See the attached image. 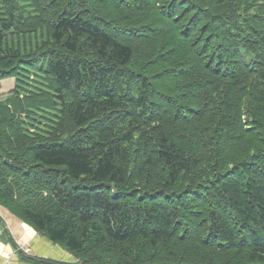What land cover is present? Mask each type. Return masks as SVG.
Here are the masks:
<instances>
[{
	"label": "trees",
	"instance_id": "trees-1",
	"mask_svg": "<svg viewBox=\"0 0 264 264\" xmlns=\"http://www.w3.org/2000/svg\"><path fill=\"white\" fill-rule=\"evenodd\" d=\"M176 1L0 0V80L45 78L3 109L0 204L82 264H264V0H179L202 66Z\"/></svg>",
	"mask_w": 264,
	"mask_h": 264
},
{
	"label": "rangeland",
	"instance_id": "rangeland-1",
	"mask_svg": "<svg viewBox=\"0 0 264 264\" xmlns=\"http://www.w3.org/2000/svg\"><path fill=\"white\" fill-rule=\"evenodd\" d=\"M173 1H175V0H172V2ZM172 2H168V4L164 8L162 5H158V4H157V7L160 9H165V10H173L171 7L169 9L167 8L170 5V3L172 4ZM178 2H179V0L176 1V3H178ZM178 6H179V3H178ZM181 9H183V8H180V6H179L178 13H177L176 17H177V20L183 21L184 24H182V22H181V25L179 24L180 22H178L177 24L169 23L172 21L171 17H169V18L167 17V19L162 20L161 24L164 26H168L166 29V35L163 39H165V40L168 39V41L171 40L170 42L173 41L175 43H181V41L178 40L177 35L178 34L179 35L184 34L185 36H187V38L190 42H188L186 44V47L189 48L191 54H197V56L196 55H192V56L194 57V59L197 60V63L200 64V61H198V60H200L199 57L201 55H199L197 53V49L201 48L202 45H205L204 44L205 42L210 43L211 39L210 38L207 39L206 38L207 36H205L204 33H202L199 43H198L199 39L194 38V40H193L192 37L194 36L195 33H197L198 29H197V26L195 24V21L193 20L192 10L184 9L183 10L184 11L183 16H182V15H179ZM162 14H163V12H162ZM172 14H176V11L173 10ZM184 26L188 27L187 28L188 31L185 33H182V28ZM158 28H161V27L158 26ZM158 28L155 27L153 29V31L155 29L158 30ZM208 32L210 33V30H208ZM169 34H171V35L169 36ZM190 38H191V40H190ZM141 41L142 40L137 41L135 44L137 46L136 47L137 53L139 55H141V59H140L138 66L140 68H142V70L145 71L147 68V57H148L153 45H151V47L149 45L140 46L142 43H144ZM200 66H202V63L200 64ZM199 73H200L201 77L206 76L208 79H212V77L210 75H208L206 73V71H200ZM11 75L12 74H8L7 77L0 80V118L3 117V109L10 108L9 102L14 95H18L19 97L22 98L24 95L29 94L31 91L39 89V87H41L43 85V82L45 80V78L40 77L38 75V73L34 70L22 69L20 71V74L18 76H16V79L14 76H11ZM2 104L4 106H1ZM44 114H45V112H44ZM44 114L43 113L41 114V112L28 113L27 111H22V112L17 113L16 116H19V117L21 116L23 118L24 128L26 129V131L29 133H33L39 127H42L43 124L46 122V120L51 117L49 115L47 118H44L43 117ZM6 126L8 127L10 125L6 124ZM3 143L8 145L9 141L4 140ZM112 192H114V191L112 189H110L109 193L114 195L115 193H112ZM0 219H1V222L4 224V226H7V228L5 230V234L7 233L9 236L5 237L4 239L6 241V244L8 245L10 250L12 251V253H14L16 256H19V259H21L22 261L29 263V264H46L45 261H43V260L48 259V258H40V257L34 256L33 254H31L29 252L30 251L29 250V241L31 240V235L35 234V232H36L39 235H41L42 237L47 238L46 236L37 232L33 225H31L28 221H26V220L18 217L17 215L13 214L12 212H10L2 204H0ZM54 244H56V243H54ZM97 249L100 250V247H97ZM63 250L65 251V255L68 256V258H70V259H68V258L66 260L60 259L57 261H61V262L63 261V262H66L68 264H82V260L78 256L74 255L73 253H71L67 249L63 248ZM40 259H42V261Z\"/></svg>",
	"mask_w": 264,
	"mask_h": 264
},
{
	"label": "crops",
	"instance_id": "crops-1",
	"mask_svg": "<svg viewBox=\"0 0 264 264\" xmlns=\"http://www.w3.org/2000/svg\"><path fill=\"white\" fill-rule=\"evenodd\" d=\"M6 228L7 226H4L0 219V264H29L22 261L19 259V256H16L14 253H12L6 244L4 238L9 236L7 233L5 234ZM29 250L31 254L40 258H48L52 260H66L68 258V256L65 255V251L62 247L54 244L52 241L48 240V238L42 237L36 232L35 234L31 235V240L29 241Z\"/></svg>",
	"mask_w": 264,
	"mask_h": 264
},
{
	"label": "bare ground",
	"instance_id": "bare-ground-1",
	"mask_svg": "<svg viewBox=\"0 0 264 264\" xmlns=\"http://www.w3.org/2000/svg\"><path fill=\"white\" fill-rule=\"evenodd\" d=\"M141 1H142V0H141ZM133 2H134V1H133ZM152 3H153V2H151V4H152ZM136 4H137V3H136ZM151 4H150V5H151ZM146 5H147V4H146ZM161 22H162V21H161ZM161 22H160V23H161ZM158 23H159V22H158ZM158 23H156V24H158ZM146 24H147V22H146ZM149 24H150V23H149ZM22 26H23V25H22ZM150 26H151V25H150ZM154 26H156V25H154ZM151 27H152V26H151ZM156 27L158 28V25H157ZM153 28H154V27H153ZM136 29H137V28H136ZM160 30H161V29H160ZM176 30H177V29H176ZM157 31H158V30H157ZM155 32H156V29H155ZM172 32H173V31H172ZM177 33H178V32H177ZM159 34H160V33H159ZM143 35H144V34H143ZM155 35H156V34H155ZM164 35H165V34H164ZM170 35H171V34H169V36H170ZM149 36H150V35H149ZM150 37H151V36H150ZM175 37H176V36H175ZM149 39H150V38H149ZM151 39H152V38H151ZM154 40H155V38H154ZM170 41H171V40H170ZM153 43H154V42H153ZM153 47H154V46H153ZM160 49H161V48H160ZM162 49H163V48H162ZM159 51H160V50H159ZM162 51H163V50H162ZM204 51H205V50H204ZM161 53H162V52H161ZM159 56H160V55H159ZM163 58H164V57H163ZM50 59H51V58H50ZM42 65H43V64H42ZM43 67H44V66H43ZM23 73H24V72H23ZM132 106H133V105H132ZM151 111H152V110H151ZM146 117H147V116H146ZM146 117H145V118H146ZM143 119H144V118H143ZM131 240H132V239H131ZM131 240H130V241H131ZM128 241H129V240H128ZM128 241H127V242H128ZM128 243H129V242H128ZM128 247H129V245H128ZM124 250H125V249H124ZM120 254H121V253H120ZM118 256H120V255H118ZM121 260H123V259H121Z\"/></svg>",
	"mask_w": 264,
	"mask_h": 264
}]
</instances>
